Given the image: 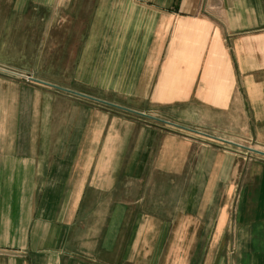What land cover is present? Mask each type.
Returning <instances> with one entry per match:
<instances>
[{"label": "crops", "instance_id": "1", "mask_svg": "<svg viewBox=\"0 0 264 264\" xmlns=\"http://www.w3.org/2000/svg\"><path fill=\"white\" fill-rule=\"evenodd\" d=\"M0 264H264V0H0Z\"/></svg>", "mask_w": 264, "mask_h": 264}]
</instances>
